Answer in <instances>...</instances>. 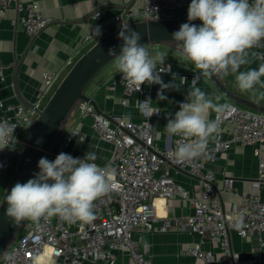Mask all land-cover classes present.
Listing matches in <instances>:
<instances>
[{
	"label": "built area",
	"instance_id": "built-area-1",
	"mask_svg": "<svg viewBox=\"0 0 264 264\" xmlns=\"http://www.w3.org/2000/svg\"><path fill=\"white\" fill-rule=\"evenodd\" d=\"M42 0H0V23L13 4H17V23L29 36H36L51 19L44 17L39 3ZM133 9L113 18V29L124 22L134 23L143 20H162L178 17L188 12L191 0H135ZM182 13V14H181ZM103 15L99 11L92 13L94 21H100ZM96 26H92L84 38L83 46L89 48L102 35H96ZM264 41H261V46ZM258 46L251 52L260 53ZM152 57V56H151ZM156 62L157 75L161 78L172 72L173 63L152 57ZM163 69V71H159ZM44 95L26 109L20 104H6L0 99V121L7 120L16 124L13 132L15 144L0 149V186L7 182L9 170L13 168L20 152L31 119H35L38 108H42L48 95L57 86L59 73H43ZM4 81L3 65L0 64V83ZM184 81V77L182 78ZM112 85H121L125 105L126 98L137 94L139 102L145 100V86L140 91L129 85L118 73ZM232 108L223 114L213 112L211 120L220 121V132L213 141L209 140L204 155L189 162L175 159L178 142L184 138L172 136L169 146L159 148L156 145L157 134L150 122H134L126 115L112 119L98 115L92 106L82 102L76 108L72 119L67 124L56 146L50 154L49 161H54L58 154L66 153L81 136L85 119H90L89 127L102 141L113 147L107 163L100 165L115 170L113 190L94 202L95 219L90 223H70L60 216L41 218L39 221L26 220L21 233L1 256L0 264H115L117 253L127 256L130 264H152L151 255L146 245L135 239V232L140 229L153 230L158 222L157 231L166 233L171 229L188 230L199 237L183 254L210 263L214 261L211 251H205L203 245L218 246L225 255L227 264H236L240 259L230 250L227 231H234L245 239L250 235L264 234V202L259 192L264 177V163L258 164V178L253 183V193H238L224 183V192L237 198L226 212L214 187L215 175L208 163H214L220 153L235 146L258 147L264 143V114L226 103ZM234 109V110H233ZM150 125V126H149ZM255 153L258 154L256 148ZM73 158L83 159L76 154ZM187 171L199 179L198 195L178 185L171 175V168ZM178 197L185 200L192 212L181 217H158L155 199L169 200ZM46 256V257H45ZM44 257V258H43ZM43 258V259H42ZM42 259V260H41ZM242 264H260L258 260L247 259Z\"/></svg>",
	"mask_w": 264,
	"mask_h": 264
},
{
	"label": "crops",
	"instance_id": "crops-1",
	"mask_svg": "<svg viewBox=\"0 0 264 264\" xmlns=\"http://www.w3.org/2000/svg\"><path fill=\"white\" fill-rule=\"evenodd\" d=\"M135 2V0H42L39 3L40 11L44 17L51 19V22L33 37L27 35L17 23V4H13L0 23V64L3 65L4 76V81L0 83V99L6 104L21 105L17 98L19 95L32 106L44 95L43 73H59V83L76 59L85 52L87 47L83 46V42L89 29L96 26L103 34L109 32L113 29V18L133 9ZM95 11L103 15L98 22L91 18ZM154 48V50L149 49L151 56L152 52L161 54L164 60L173 63L171 74L160 78L162 83L169 87L162 89L161 84H149L144 87L147 93L145 99L150 98L153 106L160 109L159 113L150 117L142 114L138 104L140 98L137 94L126 98L125 105L121 104L122 86L112 85L114 76L119 73L115 67V61L106 66L93 81L88 89V95L96 101L100 111L112 119V123L120 115H126L134 122H150L155 133H159L156 140L157 147L165 148L170 145L172 136H169L164 128L168 119L174 118L180 103L186 102L188 92L193 85L214 100L218 97L216 102L220 104L231 102L222 96L207 77L200 75L195 67L178 59L175 51L166 47ZM259 51L264 54V45ZM172 56L177 61H173L170 58ZM249 59L252 62L242 66L240 71L256 68L261 62L251 53ZM183 77L184 81H182ZM226 80L241 94L261 99L264 103L262 98L264 88L257 86L254 90L245 92L236 86L234 75H227ZM158 92H161L166 99L158 100ZM212 115L213 112H210L209 119H212ZM89 124L88 118L79 126L82 130L81 136L74 141L68 153L85 157L87 153L94 152L97 156L95 162L100 165L106 164L113 147L100 140L90 129ZM215 138L216 136L210 141ZM256 148L258 154L255 153ZM259 162L264 163V143L258 147L235 146L220 153L214 163L207 164L214 172L213 184L226 212L230 210L237 198L224 192L225 180H230V185L238 193H253V183L258 178ZM171 175L175 182L190 194L198 195L199 179L197 177L176 167L171 168ZM262 180L259 195L264 202V177ZM4 187L5 183H2L0 198ZM154 204L158 217H181L192 212L188 203L178 197H172L169 200L158 198L155 199ZM158 225L159 223L156 222L153 224V230L140 229L134 235L141 245H146L152 264H227L226 257L218 246L203 245L205 251H211L214 255V261L210 263L183 254L199 240V237L188 230L179 231L175 228L166 233H159ZM227 238L231 252L239 255L240 260L236 264H242L247 259H255L260 264H264V234L250 235L242 239L234 231L228 230ZM115 264H130V262L127 256L123 257L122 254L117 253Z\"/></svg>",
	"mask_w": 264,
	"mask_h": 264
},
{
	"label": "clouds",
	"instance_id": "clouds-1",
	"mask_svg": "<svg viewBox=\"0 0 264 264\" xmlns=\"http://www.w3.org/2000/svg\"><path fill=\"white\" fill-rule=\"evenodd\" d=\"M187 16L189 22L198 19L202 24L183 23L172 36L180 55L200 75L232 74L236 86L245 92L257 86L264 88V54L251 52L264 41V0H253L252 4L249 0H191ZM99 34L97 28L96 35ZM119 38L124 41L120 54L109 49L108 55L115 56V67L135 91H140L145 82L161 84L162 89L169 87L156 74V62L148 48L138 43L141 39L138 32L128 30L125 25ZM250 53L261 62L256 68L240 71L242 66L252 62ZM163 61L161 58V63ZM157 98L166 99L161 92L157 93ZM218 99L214 100L193 85L186 102L180 103L174 118L168 119L164 131L169 136L184 138L177 143L173 153L175 159L189 162L201 157L209 140L219 135L220 121L209 119V113L223 114L232 106L216 102ZM138 104L141 113L147 117L160 111L150 98L138 101ZM28 123L30 126L32 121ZM16 127L7 120L0 121V149L15 144L13 132ZM96 159L94 152L87 153L83 159L63 152L54 161L40 158V171L35 178L23 184L16 183L6 195V216L17 225L21 221L36 222L42 217L53 216H60L70 223L92 222L96 218L94 202L113 190L115 175L114 169L99 166Z\"/></svg>",
	"mask_w": 264,
	"mask_h": 264
},
{
	"label": "water",
	"instance_id": "water-1",
	"mask_svg": "<svg viewBox=\"0 0 264 264\" xmlns=\"http://www.w3.org/2000/svg\"><path fill=\"white\" fill-rule=\"evenodd\" d=\"M252 3L253 0H249V4ZM187 13L169 19L124 22L121 26L105 33L76 59L42 108L35 110L36 117L30 120L32 124L27 130L25 141L17 154V160L0 198V258L26 224L25 220L17 225L6 216L7 203L5 197L10 193L11 188L18 182L23 184L29 179L35 178V174L40 171L38 168L39 159L42 157L49 159L80 103H89L96 114L109 118L100 111L96 101L88 95V89L101 71L115 61V56L108 55L109 49H113L116 55L120 54L124 41L119 38V33L124 29V26L127 25L128 30L138 32L141 35L139 44L145 47H166L180 55L175 47L176 42L173 40L172 34L178 31L183 23H192L197 26L202 24L198 19L189 22ZM181 59L193 66L182 56ZM15 67L17 71L18 63ZM207 78L232 104L264 114L263 101L241 94L231 86L226 80V76L213 75ZM17 98L26 109L31 107L30 103H27L19 95Z\"/></svg>",
	"mask_w": 264,
	"mask_h": 264
},
{
	"label": "rangeland",
	"instance_id": "rangeland-1",
	"mask_svg": "<svg viewBox=\"0 0 264 264\" xmlns=\"http://www.w3.org/2000/svg\"><path fill=\"white\" fill-rule=\"evenodd\" d=\"M92 45H93V44H92ZM147 48H148V50H149V49H152V50L155 49L154 47H147ZM87 49H88V48H86V50H87ZM86 50H85V51H86ZM172 51H173V50H172ZM176 55H177L176 57H177L178 59H181V58H180L181 56H180L177 52H176ZM152 56H153L154 58L156 57V59H161V58H162V55H161V54H155L154 52H152ZM170 58H172L173 61H177V60L175 59V57H173V56L170 57ZM69 69H70V68H69ZM53 91H54V90H53ZM53 91H52V92H53ZM51 94H52V93H50V94L48 95L47 99L50 97ZM47 99H46V101H47ZM46 101H45V102H46ZM45 102H44V103H45ZM28 128H29V127H28ZM27 130H28V129H27ZM26 134H27V131H26V132H23V133H22V136L20 137V139L23 140V141H25ZM16 160H17V158L14 157V158H13V162H16ZM12 170H13V168L9 170V174H8V176H7V181H8V178H9V176H10ZM6 183H7V182H5V186H6ZM4 188H5V187H4ZM3 191H4V189H3ZM3 191H2V193H3ZM1 195H2V194H1Z\"/></svg>",
	"mask_w": 264,
	"mask_h": 264
}]
</instances>
